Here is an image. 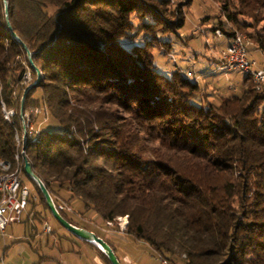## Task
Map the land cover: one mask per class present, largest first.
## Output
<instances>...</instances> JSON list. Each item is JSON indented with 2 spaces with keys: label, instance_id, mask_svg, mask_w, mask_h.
Returning a JSON list of instances; mask_svg holds the SVG:
<instances>
[{
  "label": "trees",
  "instance_id": "trees-1",
  "mask_svg": "<svg viewBox=\"0 0 264 264\" xmlns=\"http://www.w3.org/2000/svg\"><path fill=\"white\" fill-rule=\"evenodd\" d=\"M217 2L223 19L212 30L228 38L240 31L264 55V0ZM6 3L7 17L0 0V160L16 162L21 115L34 121V110L45 109L42 127H26L19 161L30 162L55 205L77 199L104 224L126 216L124 231L173 264H264V84L246 74L240 93L212 100L187 71L161 73L154 48L181 36V2ZM11 31L41 72L22 113L21 82L28 67L34 79L36 72ZM32 202L29 215L43 223Z\"/></svg>",
  "mask_w": 264,
  "mask_h": 264
},
{
  "label": "rangeland",
  "instance_id": "rangeland-1",
  "mask_svg": "<svg viewBox=\"0 0 264 264\" xmlns=\"http://www.w3.org/2000/svg\"><path fill=\"white\" fill-rule=\"evenodd\" d=\"M178 2L183 4L185 24L178 31L181 36L172 42L171 47L157 45L154 48L155 64L159 71L168 75L176 68L184 71L190 70L193 75L192 78H196V81L202 87H206L209 98L212 100H215L218 94L240 93L242 90L241 81L246 73L242 70L227 71L219 68L223 54L228 47V37L224 34L219 36L216 30H212L213 22L219 18L223 19L217 0H193L191 3L188 0H170L172 5ZM237 32L242 33L240 31ZM138 41V38L133 40L134 43ZM248 58L254 60L257 66H261L264 62V55L256 51L252 46L248 48ZM24 78L25 80L21 82V85H27L24 90L26 92L28 87L36 81L34 72L29 67ZM262 109H264V105ZM9 110L11 111V109H5L4 111L8 113ZM12 115H9V117ZM23 115H25V122L28 125L37 126V128L49 120L45 109L35 112V122L31 119L29 113ZM20 178L34 196L33 202L36 204V208L42 210L43 205L40 201L35 181L33 182V179L24 172L21 173ZM58 201L59 204L65 205V211L77 215L83 220H97L100 228H95L96 232L103 237L110 238L113 243L122 244L123 239L126 238L129 243L125 249L133 256L142 257L141 264H163L160 261V256L148 244L136 240L131 235L127 236L114 232L115 236L114 234H107L106 231L101 229L109 227V229L124 230L121 226L127 224L128 219L126 216L118 217L106 225L92 209H89L88 212L83 211L84 206L81 201L77 199H72L70 203L61 199ZM27 209L30 210L31 205ZM46 213L48 223L53 227L54 231H57L53 233L54 237L42 233L43 224L33 218L26 223L9 224L4 232L0 231V264H38L42 255L55 256L57 251L53 249L54 238L58 241L60 231L63 230L61 227H64L61 226L48 209ZM35 230L38 231L37 234Z\"/></svg>",
  "mask_w": 264,
  "mask_h": 264
},
{
  "label": "crops",
  "instance_id": "crops-1",
  "mask_svg": "<svg viewBox=\"0 0 264 264\" xmlns=\"http://www.w3.org/2000/svg\"><path fill=\"white\" fill-rule=\"evenodd\" d=\"M230 43V38H228V44ZM42 215L44 217V222L42 223V233L53 235V233H56L57 231H54L53 227L48 223V217L46 210H41ZM30 210L27 209V215L24 217V219H30L31 216L29 215ZM65 213L68 215V217L74 219L76 222L81 223L82 227L89 231L94 232L96 235L100 236L101 238H105L109 241V245L113 249L114 253L116 254L120 264H141L142 263V257L133 256L131 255L125 247L128 246V240L123 239L122 244H116L113 243L112 240L108 237H103L102 235L98 234L96 232L95 228H100L99 223H97V220L89 221V220H83L81 217H78L77 215H74L70 212L65 211ZM29 216V217H28ZM48 224L51 228V232L47 233L44 231V224ZM99 225V226H98ZM107 225V224H106ZM107 227V226H106ZM60 236L57 239L54 238V244L53 249L57 251L55 253V256L51 255H42L40 258V263L38 264H109V262L106 260V258L101 253V248L95 244L94 242L83 240L81 238L76 237L75 235L71 234L68 230L61 227ZM103 231H106L107 234H114V232L121 233L127 236H130L127 234L124 230H117L113 228H101ZM106 229V230H104ZM112 229V230H111ZM37 230H35V233L37 234ZM116 236V235H115ZM125 236V237H127ZM58 254V255H57ZM138 259V260H137ZM37 264V263H36Z\"/></svg>",
  "mask_w": 264,
  "mask_h": 264
},
{
  "label": "built area",
  "instance_id": "built-area-1",
  "mask_svg": "<svg viewBox=\"0 0 264 264\" xmlns=\"http://www.w3.org/2000/svg\"><path fill=\"white\" fill-rule=\"evenodd\" d=\"M216 33H220V30H216ZM248 48L244 41L238 38L235 34L230 38V43L224 52V61L220 69L232 71L240 70V68H250L257 70V79L261 84H264V65L257 66L254 60L248 58ZM186 74H192L191 71H187ZM40 109H35L34 113L39 112ZM27 115V114H26ZM23 115V120H24ZM29 135V134H27ZM35 137H33L34 139ZM0 162H5L0 160ZM33 195L29 191L28 187L23 183L21 179L18 181H10L6 178H0V231L4 232L5 228L9 224L20 223L27 215V208L30 205V200L33 199ZM57 210L60 209L55 205ZM44 231L51 232V228L48 224H44ZM163 264H168L166 261L160 258Z\"/></svg>",
  "mask_w": 264,
  "mask_h": 264
},
{
  "label": "water",
  "instance_id": "water-1",
  "mask_svg": "<svg viewBox=\"0 0 264 264\" xmlns=\"http://www.w3.org/2000/svg\"><path fill=\"white\" fill-rule=\"evenodd\" d=\"M3 1H4V6H5V14L7 17V3H6V0H3ZM11 32H12V36L16 40L21 42V44L25 48L28 62L30 64V66L32 68H34V70L36 72V81L28 87V88H30V87L35 86L39 83V80L41 79V73H40L39 69L34 65L33 60L31 58V53L27 49L26 45L19 39V37L16 35V33L14 31H11ZM24 94H25V92H24ZM23 100H24V95H23L22 100H21V113L23 110ZM22 168H23L24 173L27 174L29 177H31L35 181V183L37 184L39 190L41 191V193L45 199V202H46V205H47L49 211L51 212L53 217L61 224V226H63L66 230H68L71 234L75 235L76 237L81 238L83 240H88V241H91V242H94L95 244H97L101 248V250L104 252V254L107 256V258L109 259L111 264H120V262L116 256V254L114 253L113 249L103 238L96 235L92 231H89L85 228L78 227V226L71 224L60 214V212L57 210V208L55 206V203L53 201V198L51 197V194L49 193V191L47 190V188L45 187L43 182L40 180V178L34 173L32 167H31V164L27 159H24Z\"/></svg>",
  "mask_w": 264,
  "mask_h": 264
},
{
  "label": "bare ground",
  "instance_id": "bare-ground-1",
  "mask_svg": "<svg viewBox=\"0 0 264 264\" xmlns=\"http://www.w3.org/2000/svg\"><path fill=\"white\" fill-rule=\"evenodd\" d=\"M217 34L220 36V33H217ZM234 34L238 38L242 39L247 46H249L251 44L250 40L245 35H243L242 33L235 31ZM222 61H224V54H223ZM222 61H221V65H222ZM240 70L244 71L246 74H250L253 79H257V70L256 69L240 68ZM186 76L188 78L193 77L192 74H186ZM254 82H256L257 84H261L258 81H254ZM12 114H13V111L9 110L8 113L7 112L5 113V116L7 119H9L10 118L9 115H12ZM21 117L23 120V115H21ZM27 126L32 129V126H30V124L28 125V123H26L25 120H23V133L21 136H17L18 145L22 148H20V151H18L16 154V162L14 164L11 162H7V161L0 162V178H6L7 180H10V181H18V179H21L20 175L22 173V166H23L24 159L22 161H19V156H20V154L24 153L23 145L27 139V133H26L27 132L26 131ZM32 140H34V139L32 138ZM57 207L60 209H65V205H63V204H58ZM125 226H121L122 229H124ZM160 258L162 260L166 261L168 264H173L172 262L167 261L162 257H160Z\"/></svg>",
  "mask_w": 264,
  "mask_h": 264
}]
</instances>
